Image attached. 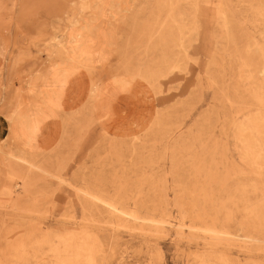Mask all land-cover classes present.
Masks as SVG:
<instances>
[{"label": "rangeland", "instance_id": "obj_1", "mask_svg": "<svg viewBox=\"0 0 264 264\" xmlns=\"http://www.w3.org/2000/svg\"><path fill=\"white\" fill-rule=\"evenodd\" d=\"M263 20L264 0H0V264H264Z\"/></svg>", "mask_w": 264, "mask_h": 264}, {"label": "bare ground", "instance_id": "obj_2", "mask_svg": "<svg viewBox=\"0 0 264 264\" xmlns=\"http://www.w3.org/2000/svg\"><path fill=\"white\" fill-rule=\"evenodd\" d=\"M224 7V6H223ZM222 7V8H223ZM226 11V10H225ZM228 12V11H227ZM226 12V13H227ZM230 14V13H229ZM224 15V14H223ZM172 16V15H171ZM230 16H232V15H230ZM173 17V16H172ZM223 19H225V21H226V26L229 24V22L230 21H228V19H230L229 17H228V19L227 18H223ZM95 22H96V20H95ZM94 22V23H95ZM263 22H264V20H263ZM231 24V23H230ZM99 25H100V23H99ZM229 26V25H228ZM227 26V27H228ZM232 27V26H231ZM234 28V27H233ZM233 28H232V30H233ZM237 29V28H236ZM226 30V29H225ZM231 30V28L229 29V31ZM235 30V29H234ZM89 31H90V29H89ZM234 32V31H233ZM228 33V32H227ZM171 34V33H170ZM231 35V34H230ZM174 35H172V37H173ZM228 36V35H227ZM233 36V35H232ZM231 38V37H230ZM173 39V38H172ZM172 39H170V40H172ZM174 40H176L177 42H175V45L176 46H181V38L180 37H178V35L176 36V38H174ZM229 44H231V43H229ZM252 45H254V43L252 44ZM253 48V47H252ZM256 49V48H255ZM235 50V49H234ZM253 50V49H252ZM233 51V50H232ZM232 54V53H231ZM249 55H251V53L249 54ZM257 57V56H256ZM85 59V58H84ZM262 59V58H261ZM259 60V59H258ZM90 62V61H89ZM259 62V61H258ZM230 63V62H229ZM260 63V62H259ZM258 63V64H259ZM261 63H263V62H261ZM89 64V63H88ZM91 64V63H90ZM257 66V65H256ZM105 68V67H104ZM249 68H250V66H249ZM249 70V69H248ZM99 71V70H98ZM243 72V71H242ZM70 75V74H69ZM239 75V74H238ZM243 75V74H242ZM253 75V74H252ZM241 77H243V76H241ZM253 77H254V75H253ZM252 78V77H251ZM250 79V78H249ZM72 80V79H71ZM97 80H98V78H97ZM231 80V79H230ZM243 81V80H242ZM251 81V80H250ZM257 82V81H256ZM264 82V81H263ZM230 84V83H229ZM261 84V83H260ZM78 86V85H77ZM237 86V85H236ZM235 87V86H234ZM238 88V87H237ZM258 88V87H257ZM262 91V90H261ZM243 92V91H242ZM248 93V92H247ZM233 94H235V92L233 93ZM248 94H251V93H248ZM234 96V95H233ZM243 96V95H242ZM237 97V96H236ZM235 97V98H236ZM243 99H244V97H243ZM261 99V98H260ZM259 99V100H260ZM226 100V99H225ZM249 101V100H248ZM251 101V100H250ZM248 106V105H247ZM247 108V107H246ZM249 108V107H248ZM246 110V109H245ZM112 143V142H111ZM115 144V143H114ZM216 148V147H215ZM231 163V162H230ZM210 172V171H209ZM25 182V181H24ZM24 184V183H23ZM24 186V185H23ZM7 188V187H6ZM8 192V191H7ZM6 192V193H7ZM82 193V195H86L87 197H88V199H89V201H92V202H98V204L100 203V206H102L103 207V209H107V210H109L110 211V216H111V218L113 219V218H116V217H119V218H122L123 220H127V219H132L133 221H134V223L136 222V220H137V216L135 217V215L133 214V212H128L127 211V208L125 209L124 208V206H118V205H115V204H111V203H107V202H105V201H103V200H101L100 198L98 199L96 196H93L92 194H90V193H87V192H85V191H82L81 192ZM87 199V198H86ZM121 200V199H120ZM114 203H116L115 201H113ZM119 202V201H118ZM129 210V209H128ZM134 211V210H133ZM136 214V213H135ZM207 217V216H206ZM110 220V219H109ZM98 222H100V221H98ZM132 222V221H131ZM141 222V221H140ZM143 222V221H142ZM146 222H148V221H146ZM162 222H164V221H162ZM144 223V222H143ZM138 224V223H137ZM144 224H146V223H144ZM179 224V223H178ZM169 226H171V225H169ZM181 226L179 225L177 228V230H180L179 228H180ZM191 227H193V226H191ZM213 228V227H212ZM142 230V229H141ZM205 230V229H204ZM192 231V230H191ZM206 231V230H205ZM204 231V233H206ZM177 232V234H178V232H181V231H176ZM208 232V231H207ZM142 233V232H141ZM210 233H213V232H210ZM216 233V232H215ZM216 235V234H215ZM211 241V240H210ZM241 242H243V241H241ZM71 252V251H70ZM89 262V261H88Z\"/></svg>", "mask_w": 264, "mask_h": 264}, {"label": "crops", "instance_id": "obj_3", "mask_svg": "<svg viewBox=\"0 0 264 264\" xmlns=\"http://www.w3.org/2000/svg\"><path fill=\"white\" fill-rule=\"evenodd\" d=\"M115 34V31H113ZM7 60V58H6ZM4 60V54L2 53V50L0 49V70L3 67V62L6 61ZM137 100H134V106L136 107ZM9 133V125L6 119L4 118L3 115L0 114V142L5 140Z\"/></svg>", "mask_w": 264, "mask_h": 264}]
</instances>
